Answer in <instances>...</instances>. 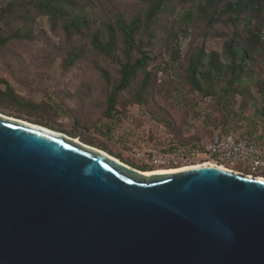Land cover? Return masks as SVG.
Here are the masks:
<instances>
[{
    "label": "water",
    "instance_id": "95a60500",
    "mask_svg": "<svg viewBox=\"0 0 264 264\" xmlns=\"http://www.w3.org/2000/svg\"><path fill=\"white\" fill-rule=\"evenodd\" d=\"M0 264H264V179L147 173L0 113Z\"/></svg>",
    "mask_w": 264,
    "mask_h": 264
},
{
    "label": "trees",
    "instance_id": "16d2710c",
    "mask_svg": "<svg viewBox=\"0 0 264 264\" xmlns=\"http://www.w3.org/2000/svg\"><path fill=\"white\" fill-rule=\"evenodd\" d=\"M130 1V5L122 6L110 0H7L0 6V52L16 43L46 40L40 20L46 17L52 31H61L70 44L59 48L64 65H75L88 52L117 66V76L111 79L104 65L93 62L109 83L104 113L112 121L129 104L148 107L157 92H168L170 82L163 80L158 85L157 73L168 74L172 69L179 70L173 74L189 90L216 98L223 116L217 119L208 115L206 123L221 128L223 133L234 134L236 118L245 119L248 107L264 118V0ZM181 36L194 37L184 55ZM82 38L87 39L86 44ZM212 40L219 43L217 48H208ZM150 65L156 70L149 69ZM0 83L5 86L0 87L1 99L22 101L6 79L0 78ZM237 96H241V102ZM237 103L238 110L231 109ZM26 105L33 110L41 107ZM149 110L159 116L157 110ZM40 119L36 124L54 127L52 121ZM159 120L170 126L174 145H193L204 135L184 138L170 121ZM78 123L89 129L85 120ZM253 130L249 127L237 136L252 138L244 134L250 135ZM60 132L79 136L73 130ZM82 142L92 143L88 139ZM102 146V150H109ZM113 156L121 158V154ZM123 162L141 171L154 170L137 162Z\"/></svg>",
    "mask_w": 264,
    "mask_h": 264
},
{
    "label": "rangeland",
    "instance_id": "374dc122",
    "mask_svg": "<svg viewBox=\"0 0 264 264\" xmlns=\"http://www.w3.org/2000/svg\"><path fill=\"white\" fill-rule=\"evenodd\" d=\"M6 1L0 0V6ZM110 1L122 6H128L132 2ZM40 20L46 40L16 43L8 50L0 52V78L6 79L15 94L22 99L15 102L0 98V113L35 124L37 120H41L40 118L52 121L54 127L48 128L59 132L73 130L79 135L75 137L76 139L80 141L88 139L92 141L89 145L99 149H103L102 145H105L110 151H104L112 156L121 154L119 160H127L128 163L137 162L130 152L132 144L172 141L171 128L159 120L161 118L170 121L175 130L181 131L184 138L204 134L199 137V142L209 138L214 131H222L221 128L206 123L208 115L217 119L223 116L224 111L216 106V98L189 90L180 79H176L173 72L179 70L174 69L168 74L157 70V84H163V80H167L171 85L168 92H157L148 104L149 108L159 112L158 117L152 115L147 106L133 103L127 106L119 118L112 121L104 113V99L109 83L102 79L93 62L104 65L110 72L111 79L117 76V66L110 65L101 57L88 52L86 58L77 61L75 65H64L59 48L70 44L61 31H52L46 17ZM193 38L181 36L183 55L188 51ZM81 40L84 44L87 43V39ZM196 43H200V40H196ZM218 45L215 40L208 42L210 49L217 48ZM165 59L168 60V57L165 56ZM152 65L149 69L155 71ZM0 87L5 88L2 83ZM253 92L256 93V90ZM237 99L241 102V96H237ZM27 103L38 104L41 107L33 110L26 105ZM238 105L237 103L231 106V109L238 110ZM54 109L60 114H56ZM256 113L254 109L248 107L243 114L245 119L236 118L235 130L232 133L242 135L247 128H253L252 134L244 135L255 138L264 146V118ZM75 115L79 116V120ZM97 118L99 122H96ZM82 120L86 121L89 129L78 123ZM94 123H97V126L93 125ZM258 134H262L263 138L260 139ZM156 170L162 169L150 171Z\"/></svg>",
    "mask_w": 264,
    "mask_h": 264
},
{
    "label": "built area",
    "instance_id": "2783aa9c",
    "mask_svg": "<svg viewBox=\"0 0 264 264\" xmlns=\"http://www.w3.org/2000/svg\"><path fill=\"white\" fill-rule=\"evenodd\" d=\"M130 152L139 164L154 169H182L212 164L263 178L264 150L255 138L214 131L193 145H174L171 140L132 144Z\"/></svg>",
    "mask_w": 264,
    "mask_h": 264
},
{
    "label": "bare ground",
    "instance_id": "6f19581e",
    "mask_svg": "<svg viewBox=\"0 0 264 264\" xmlns=\"http://www.w3.org/2000/svg\"><path fill=\"white\" fill-rule=\"evenodd\" d=\"M205 165H212V164H205ZM186 168H190V167H185V168H182V169H186ZM222 168V167H221ZM166 171H173L172 169L168 170V169H162V170H156V171H145L147 173H151V172H166Z\"/></svg>",
    "mask_w": 264,
    "mask_h": 264
}]
</instances>
